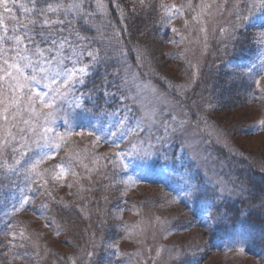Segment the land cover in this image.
I'll list each match as a JSON object with an SVG mask.
<instances>
[{
	"label": "rangeland",
	"instance_id": "rangeland-1",
	"mask_svg": "<svg viewBox=\"0 0 264 264\" xmlns=\"http://www.w3.org/2000/svg\"><path fill=\"white\" fill-rule=\"evenodd\" d=\"M156 1L153 10L162 15L166 13L160 8L161 2L176 4L180 0ZM20 2L27 3L28 0H17V3ZM116 2L121 4L125 16L124 20L117 21L125 25L127 31L131 29L127 17L134 15L135 10L139 13L138 18L143 17V10L148 7L141 6L139 0ZM192 2L199 4L200 0ZM207 2L213 4L212 14H205L203 23L192 19L196 12L185 9L172 17L170 22L167 19L168 28H165L164 34L157 32L155 27L149 28L148 33L139 30L142 38L134 47L138 51L141 49L142 59L139 56L136 58L142 68L138 69L135 61L130 59L124 61L119 84L123 94L118 93L113 101L112 104H119V107L110 109L114 113L106 114L107 122H78L76 117L81 107H76L73 98L69 97L64 112L52 125L57 132L65 135L66 142H61L59 149L54 146L36 147L33 143L36 137L27 142L28 146L24 149L30 154L27 166L43 152L55 155L45 159L40 168L55 161L59 154L72 153L73 162L80 168L73 180H82L85 184L77 192L73 186H68L67 198L55 199L53 204L59 208H72L85 199L84 207L89 210V216L83 220L88 227L83 228V239L76 244L78 234L72 235L73 231L55 232V225H48L50 218L26 212L21 216L22 212H18L15 219L9 217L8 221L0 222V239H6V243L0 242V264H26L13 259L12 250L6 247L13 239L11 232L14 231L16 248L22 249L29 242L35 250L37 264H71L72 260H76L77 264H264L247 252L237 253L235 249L220 253L211 248L213 243L208 244L212 236H226L236 216L245 211L251 196L254 193L258 195L245 182L248 168L242 169L245 163L239 161L245 159L249 165L264 168V127L259 125V121L264 120V113L260 110L262 105L257 104L254 98L257 94L261 96L254 81L264 76V45L257 38V33L262 30L259 25L264 20V10L257 9L250 15L244 12V15H249L246 26L233 32L235 18L231 12L236 0H227L226 7L224 0ZM182 3L186 4L187 0H182ZM217 4L221 5L220 12L215 10ZM105 5V10L100 13L110 19L109 6L106 2ZM16 11V15L23 19L22 14ZM186 20L189 22L187 25ZM252 21H255V26L248 27L247 24ZM202 27L206 31H202ZM221 27L226 29L225 34L219 31ZM109 31H113L112 27ZM79 42L86 47L93 43L90 39ZM115 45L120 50L123 46L127 47V43L121 40ZM147 52L153 55V61L145 60L144 53ZM85 62L88 60L85 59ZM153 65H159L160 70L170 77L155 72ZM68 66L71 67V64ZM225 68H230L233 74L231 77L224 72L230 79L231 87L226 83L227 76L220 72ZM249 68L252 69L251 74L246 71ZM145 71L152 73L153 78ZM222 80L225 82L222 83ZM209 81L213 83L209 87L210 92L205 85ZM235 82H241L242 87H249L255 93L248 96L251 102L246 100V94L242 96L243 88L241 90ZM77 95L81 96L78 88ZM81 99L83 101L82 96ZM174 99L179 100L181 106L173 103ZM224 106L223 110L218 108ZM215 108L220 111L211 115L209 112ZM153 111L156 123H144V114ZM172 115L178 119L173 121ZM125 117L127 127L135 128L140 122L145 129L140 139L150 138L156 145L150 157L132 152L130 147L125 150L133 136L112 143L114 138L108 131H102ZM180 120L187 121L183 128L178 127ZM164 122L169 125L167 132ZM20 126L23 127L22 124ZM82 129L83 135H79ZM111 130L116 131L115 128ZM96 136L102 138L97 141ZM157 137H163V140L158 141ZM40 143L43 145V141ZM117 152H123L124 158L115 155ZM247 154L250 158L242 157ZM104 166L108 179L118 183L100 188L99 173ZM183 177H191L200 188V192L190 199L178 196L184 186ZM58 187L64 188L63 183ZM243 201H246L244 206ZM8 211L9 207H6L0 215L6 212L7 219ZM209 211L212 219L208 218ZM80 213L79 209H75L74 217H79ZM18 221V226L22 225L21 231L14 228ZM263 250L264 247H261L259 252ZM90 251L94 252L91 258L87 256Z\"/></svg>",
	"mask_w": 264,
	"mask_h": 264
},
{
	"label": "snow or ice",
	"instance_id": "snow-or-ice-1",
	"mask_svg": "<svg viewBox=\"0 0 264 264\" xmlns=\"http://www.w3.org/2000/svg\"><path fill=\"white\" fill-rule=\"evenodd\" d=\"M110 2L115 3V8L120 10L118 19H125L121 4L116 0H110ZM139 4L144 6L146 0H139ZM95 5L96 9L100 11H104L106 8L105 0H95ZM226 5L227 0H224V7ZM14 8L22 14L23 19L16 15ZM160 8L164 9L167 14L166 17H161L162 21L168 19L170 22L172 17L187 9L196 12V15L192 17L193 20L203 23V16L212 14L213 4L207 0H200L199 4H193L192 0H187L186 4L179 5L161 2ZM0 9H2L0 11V160H2L0 168L15 171L24 156L27 155L24 149L32 137H36L33 143L38 148L54 146L59 149L61 142H66L65 135L57 132L52 125L64 112V105L69 97L73 98L76 107H83L81 96L77 95V85L85 83L91 67L100 61L101 56L99 49H92L90 44L86 47L79 42L86 39L79 32H76L75 39L73 38L71 30L73 20L77 17L92 15L85 9L84 0H28L27 3H17V0H0ZM197 9L199 10L197 11ZM257 9L264 10V0H236L231 12L235 18L232 23V31L245 27L249 15ZM215 10L220 12L221 5L217 4ZM244 12H248L249 15H244ZM5 14L11 22V27L6 23ZM188 23L186 20L185 24ZM247 26H255V21ZM259 27L262 30L257 33V38L264 45V20L261 21ZM201 30L206 31V28L202 27ZM219 31L222 34L226 33V29L223 27ZM113 32L118 36L115 28ZM109 40L111 44V38ZM119 43L117 38L116 44ZM113 50L117 51L116 48ZM119 51L122 55L123 51ZM85 59L88 60L87 63ZM69 64L71 67L68 66ZM246 71L251 74L252 69L249 68ZM262 80H264V76L257 78L254 83L260 92L264 93ZM88 96L91 99V93ZM173 103L178 107L181 106L179 100L174 99ZM85 111L88 110L85 109ZM25 116L27 119L24 118ZM171 118L173 121L178 119L176 115H172ZM125 120L126 117L118 119L111 125V128H115L116 131H112L111 128L102 129V131L109 132L110 136L114 138L112 143H115L116 140L122 142L129 136H133L134 139L128 141L125 150L130 147L132 152L145 158L150 157L156 145L150 138L148 140L140 139V134L145 131L140 122L136 124L135 128H131L126 126ZM142 120L146 124L156 123L155 111L146 112ZM65 123H68L67 117H65ZM164 123L165 132H167L169 125ZM186 123V120H180L178 127L183 128ZM21 124L23 127L20 126ZM259 125L264 127V120L259 121ZM78 134L83 135V129ZM101 138V136H96L97 141ZM157 140L162 141L163 137H157ZM41 141H43V145L40 143ZM117 147L119 148V144ZM9 154L13 156L11 164L6 159ZM53 155L55 153L50 155L49 152H43L27 167H24L22 171L26 173V179L43 177L49 170L41 172L39 165L45 159H51ZM115 155L120 159L124 158L123 152H117ZM71 156L72 153H69L70 158L66 163L62 162L53 166L51 171L54 174V179L60 180L69 172L74 177L78 175L73 170ZM80 163L83 162L80 161ZM84 167L87 168V165ZM57 169L58 171H56ZM182 179L184 186L178 192L179 197L190 199L200 192L199 186L191 177ZM47 183L48 180H44V184ZM221 193H223V189H221ZM45 194L51 196L50 192ZM29 202L30 197L25 196L21 204ZM207 215L209 219H212L211 211ZM20 235L23 236V233L21 232ZM11 236L13 239L9 240L8 244L14 248L13 241L16 233L11 232ZM241 241L242 236L238 234L237 242ZM110 246L117 247L116 245ZM93 255L92 251L87 253L89 258ZM14 258L27 259L28 253L25 252L23 257ZM71 264H77V261L72 260Z\"/></svg>",
	"mask_w": 264,
	"mask_h": 264
},
{
	"label": "trees",
	"instance_id": "trees-1",
	"mask_svg": "<svg viewBox=\"0 0 264 264\" xmlns=\"http://www.w3.org/2000/svg\"><path fill=\"white\" fill-rule=\"evenodd\" d=\"M105 2L109 6L110 19L104 17L100 13V10L96 9L95 0H84L85 9L92 15L87 17H77L73 20V23L71 25L73 38L75 39V33L79 32L81 36L86 37V39L92 40L93 43L91 44V48L96 47L95 49H99L101 56L100 61L91 67L90 74L87 76L85 83L83 85H77L78 91L83 97V107H81L80 112L76 117V120L80 123H93L99 121L100 124H103L109 120H106V114H108V112L114 113L111 110L115 107H119V104H116L114 106L112 103L117 98L118 93L123 94L119 87V84L122 80L121 71L123 70L124 61L130 59L132 61H135L136 65L140 66L136 56H139L142 59L143 56L141 53H139L141 49H139L138 51L134 47L135 43H139L142 38V36H140L139 34L143 31H147L148 33L149 28L154 27L157 32L164 34L165 28H168L167 19H164L163 21L161 20V17H166V14L162 13V15H157L153 10L157 4L156 0H148V2L145 4L148 7L146 10H143V17H137L139 15L137 10L133 11L134 15L127 17V20L129 19V27H131L129 31L126 30L125 25L117 21L120 13L115 8V3L110 2V0H105ZM165 3L168 4V2ZM181 3L182 0L177 2L176 5H179ZM9 6L11 7L12 5L10 4ZM143 7L142 9H144ZM0 11H2V9H0ZM14 11L17 12L15 8ZM5 16L6 23H8L9 27H11L12 25L11 22L7 19V14H5ZM111 27L112 29H116L119 38L114 34L113 31H109ZM134 29H136L135 32H133ZM139 30L141 31L140 33ZM150 31H152V29ZM120 37H124V39L122 40ZM109 38H111V44ZM117 38L119 39V41L121 40L122 42L127 43V47H122V55L120 54V49H118V47L115 45ZM113 48H116L117 51H114ZM148 48L151 49V47ZM174 53L175 55L178 54L176 51ZM158 54L160 55V53ZM227 55L228 54H226V56ZM228 57L232 58L229 55ZM144 58L146 61H153V55H151L150 52H147V54L144 53ZM234 60L236 61V59ZM153 67L155 68V72H160L161 74L170 77L168 74L160 70L159 65H157V67L153 65ZM178 67H181L179 63ZM221 68L222 66L219 69ZM220 72L223 76H227V79L225 78L226 83L231 87L230 79L226 74L229 73V75H231L232 77L233 74L231 69L225 68L224 70H220ZM148 75L153 78L152 73H148ZM161 79L162 78H160V80ZM225 80H222L221 82L224 83ZM211 84L213 83L210 81L205 83L208 92H210L209 87H211ZM235 84H237V86H239L241 90L242 88L243 90L245 89V92L242 90V96L246 94V100L251 102L252 100L250 101L248 99V96H250V94L253 95L254 92H252L251 89L249 90V87H242L241 82H235ZM89 93H91V99H89ZM205 93L208 95L207 92ZM259 95L261 96H258L257 94L254 98L256 99V102H258L257 104L262 105V108L260 110L264 113V94L259 93ZM210 100L213 101V99ZM244 102L245 101L243 99V103ZM218 108H220V110H223L226 108V106ZM218 108L211 110L209 113H212L211 115H215L220 111L218 110ZM85 109H87L88 111H85ZM24 118H26V116ZM242 157L250 158L249 154ZM29 158L30 154L25 155L23 160L21 161V164L17 166L15 171H9L7 170V168H0V212L5 210L6 207H9V211L7 213H10L9 216H7V219L5 218L6 212L0 215V222L3 223L8 221L9 217L11 220L15 219L18 216V212H22L21 216H23V213L26 212L37 217L50 218V220H48L51 221V223H49L48 221V225H55V232L71 233L73 231L72 235L75 236V234H78L76 235L77 238L75 239L76 244H78V241L83 239V236L81 235L83 228L88 227L84 224L85 221L83 220L84 218H87L89 216V210L84 207L86 205L85 199L80 200L79 204L72 208H59L53 203L55 199L56 201H58L59 198H67L68 191L66 189L69 184H71L74 187V190H76L77 192L81 191L85 182H83L82 180L80 182H74L73 176L70 172L60 180L54 179V174L51 169L56 164L62 162L66 163L69 160V154L66 153L59 154L55 161L46 164L43 168L39 167V170L41 172H44V170L46 169L49 170L44 174L43 177L26 179V173H24L22 169L24 167H27L26 161H28ZM6 159L9 164L13 162V156L11 154L7 155ZM239 162L245 163V165L241 167L242 169L248 168V177L244 175L245 182L249 185V188L252 189L253 192L258 193V195H255L254 193V195H252L249 200V204L247 205H245L246 201L242 202V205H245V211L236 216L237 218L234 221L233 226L228 230V234L226 236H212L210 237L208 244L213 243L214 246H211V248L216 252L224 253L236 249L235 251L237 253L247 252L249 255L256 256L260 259V261H262V263H264V250L262 252H259V249L261 247H264V199L262 198V196L264 195V168L260 165L259 166L263 169L253 164L249 165L247 163L248 161H246L245 159ZM0 163H2V160H0ZM104 164L106 163L104 162ZM73 170L75 172L80 170L79 165L77 167L74 162ZM56 171H58V169ZM99 175L101 176V182L98 183L100 188H102L103 186H108L109 184L118 183L110 181L108 179V171L105 169V166L104 169L99 173ZM236 179L239 180L237 175ZM44 180H48V183L44 184ZM62 183L64 185V188L60 189L58 185ZM46 192H50L51 196H46ZM260 194H262L261 197L259 196ZM25 196L30 197V202L22 205L21 201ZM75 209H79L82 212V214L80 213L79 217H74ZM19 221L16 223L14 228L15 230L16 228H18L19 231H21L22 225H20V227L18 226ZM238 234L242 236V241L239 243L237 242ZM0 242L6 243V239L2 238L0 239ZM6 247L8 250H12L11 257L16 261H21L26 264H37V256L35 250L30 246L29 242L28 246L22 249L16 248V245L14 248L10 247L9 244ZM25 252L28 253L27 259L14 258L23 257ZM44 260L45 259H43V261ZM205 261L206 259L204 260V262Z\"/></svg>",
	"mask_w": 264,
	"mask_h": 264
}]
</instances>
